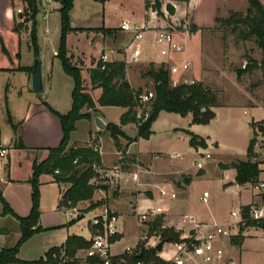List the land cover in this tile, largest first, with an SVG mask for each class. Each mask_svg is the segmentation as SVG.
<instances>
[{
    "label": "rangeland",
    "instance_id": "374dc122",
    "mask_svg": "<svg viewBox=\"0 0 264 264\" xmlns=\"http://www.w3.org/2000/svg\"><path fill=\"white\" fill-rule=\"evenodd\" d=\"M38 1L40 3L42 1L45 4L48 13V19L46 21L42 20L41 16L44 9L41 5H38L40 8L36 14L38 56L42 59L44 75L46 64L51 61L55 62L53 79L58 91L56 92L52 88L51 101H54L59 108L67 109L64 106L66 99L64 94L65 91H68L69 85H73V81L64 72L60 60L56 56L60 38V13L58 11L60 4L57 0ZM147 1L149 2V7L146 9L148 13H145L144 0H105L104 2L74 0L69 12L70 24L74 29L69 31L65 36L67 54L69 56L73 55V62L82 68L84 85L93 97L97 91L87 81L88 67L98 60L99 53L103 49L108 50L111 46L116 43H123V41L127 42L126 46H128L131 34L120 31L119 25L122 21L143 23L144 20H147L151 28L150 30L154 31V29L164 28L173 32L177 39L184 43L183 53L174 54L171 58H161L158 51L159 46L150 41L152 33H146L142 41V56L144 55L147 42V51L151 50V58L155 57L157 60H162L159 62H165L167 68L171 64L180 61L184 54L189 59L190 66L186 71L175 74L170 73L171 85H177L185 81V83H191L190 81L202 82L214 91L219 100L218 102L224 105L215 109L214 117L207 123L192 122L187 115L181 116L177 113H173L175 114L173 115L170 112L160 111L153 122L150 135L148 137H138L133 141L132 150L140 152L142 160L138 161L136 155L132 153L125 155L122 158L125 168L122 165H119L118 168V183L120 171L126 170L131 172L137 170V168H147L148 164L145 161H149L150 172L138 171L140 178L146 177L151 179V181L144 184V187L137 188L139 189L138 191H135V193H141L136 197L138 200L137 210L153 206L156 203L168 204L170 199L161 197L159 195L160 185L155 184L159 178L166 176L163 181L168 184V186H165L168 189H170L171 184L179 190L191 180L186 194L187 206L190 209H202L207 215L211 212H228L235 204L234 199L236 195L234 193L231 195L225 194L222 190V187L227 186L228 183L222 185L223 170L220 167V162L231 163L245 160L249 140L255 137L256 144L254 150L257 153L258 149L262 147L263 161H261V167L264 169V134L261 131L264 130V119L253 120L254 126L251 125L252 117L257 119L263 116H261L260 111L254 110L252 107H247L246 113L243 112L245 106L243 97L248 96V92L252 93L256 91L258 97H264V78L257 71L245 72L241 78H236L235 73L237 70L243 69L247 65V62L250 63V59L255 61L260 60L261 51L254 37L241 40L238 37V29L233 31L230 29L231 27H222L204 30V0H191V5H189V0ZM157 1L161 6L157 11H154L152 8L156 5ZM21 5L23 6L22 3ZM169 7H171L172 11H170ZM245 11L243 9L240 12L245 13ZM193 13L197 22L201 25L194 21ZM30 23L29 21L23 24L27 27L28 33ZM46 26L48 34L44 35L43 31ZM192 26H196V29L192 30ZM101 27L111 29L112 33L109 34L98 30ZM115 36H117V40L114 38ZM204 54L207 55L208 59L204 58ZM35 57L34 55L32 58V64ZM150 62L152 61L143 63L139 59L138 62L133 64L126 63L131 83L136 86V89L141 88L142 92L153 89L152 79L144 75ZM160 63H157V65ZM205 71L207 72L205 73ZM204 74H206V77H204ZM43 92L33 93L41 96ZM69 95L68 110H65L64 113L69 111L72 105L71 94ZM46 104L48 103L46 102ZM11 105L14 109L19 106L17 100L15 101L13 98ZM100 110L101 112L98 115L103 116L106 121L119 124L120 115L123 111L122 107L103 106ZM90 112L92 113L93 111L90 110ZM176 126H183V128L187 129H179L173 132L172 128ZM75 128L77 129H74L72 134V138L74 139L87 137L88 129L94 132L92 119L77 120ZM8 130L10 129L6 130L3 127L2 136L5 140L4 143L8 141ZM188 131L203 138L206 141V147L199 146L198 150L191 149ZM126 132L135 137L137 130L134 127H127ZM97 135L102 145L101 151L105 156V161L107 163L112 162L111 159L115 157V144L111 131L106 129L101 133H97ZM99 141L95 137L91 144L99 149ZM96 142L97 144H94ZM118 142L120 148L128 144V141L122 135H118ZM175 153L178 154L177 157H173ZM206 153L209 154V157L202 159L204 168L202 163V167H198L196 174H176L180 171L196 170L197 167H194L191 162L192 157H196L199 154L205 155ZM114 163V165H117L119 162ZM112 166L106 168H112ZM229 173L228 171L227 175ZM133 176L128 174L123 175L120 191L122 199L116 203L117 210L112 206L119 215L117 226L123 233L121 234L123 235L122 238L117 243V248L134 245L137 235L147 232L149 227V222L141 223L136 219L137 211L136 209L132 210L135 208V203L133 202V206H129V199H135L134 194L130 193L136 189L134 183L136 179ZM160 187H164V185ZM48 188H50L52 194L55 192L54 194L58 197L63 186H60L61 190H59L58 186H40V190L43 189L46 192V204L48 196H51L47 192ZM243 188L245 190L250 189V183H247ZM54 189L56 191L53 192ZM203 191H207L209 194L206 202L200 199ZM118 194L119 192L111 193L108 191L105 198L103 194L95 192L93 201L105 199L108 202L112 196L115 197ZM108 204L110 205L109 202ZM86 206V202L83 203V206H76L75 210L84 212V215L83 218H72V220H74V223L76 222L73 227L76 233L88 237V220L94 210L84 211ZM60 217L66 223L71 220L69 215L63 212L60 213ZM0 225L13 229L14 226H17V223L13 217L7 216L0 220ZM64 231H66L64 227H54L48 229L45 233L36 235L34 237L36 239L26 240L27 242L25 241L26 243L22 244L24 249L22 255L35 257L41 254L43 247L49 244H59L63 239ZM238 232L239 229H235L234 233L237 234ZM225 243L228 242L226 241ZM161 255L166 258L170 257L171 253L165 251Z\"/></svg>",
    "mask_w": 264,
    "mask_h": 264
},
{
    "label": "trees",
    "instance_id": "16d2710c",
    "mask_svg": "<svg viewBox=\"0 0 264 264\" xmlns=\"http://www.w3.org/2000/svg\"><path fill=\"white\" fill-rule=\"evenodd\" d=\"M25 9L23 21H19L16 28L24 26V23H30L29 40L30 46L38 56L37 35H36V14L39 11L38 0H20ZM60 4L58 9L60 13V38L56 56L59 58L64 72L71 77L73 88L71 92L72 105L66 113H59L43 102L47 108L58 116L62 127V138L55 147L48 148V155L41 161H34L32 164V173L29 178L31 185L32 206L26 216L17 215L5 201L0 190V202L2 210L0 215H11L19 222L20 237L10 248L0 250V264H77L76 253L80 249L87 248L89 241L81 235H68L60 246L50 247L43 256L33 260H23L17 257L20 246L33 234L42 230L39 225V201H40V176L48 174L52 176L54 182L58 184H67L59 200V207L65 209L82 206L86 202L84 211H89L95 207L107 203V200L101 199L93 201V195L98 188L107 190L112 176L110 168L103 166L99 149L90 145H69L71 132L75 129V123L79 119H90L91 112L98 106H119L126 110L120 115L119 124L108 123L107 129L111 131V136L117 148H120L118 135H122L128 143L135 141L138 137H148L151 133V125L155 121L160 111L177 113L181 116L191 115V121L196 123H207L215 115L212 110L217 105V97L214 91L205 86L202 82L185 83L180 82L177 85H171L170 72L164 63L156 66L150 62L144 75L150 77L153 81L154 95L148 101L140 103L138 96L142 89H134L126 78V63L123 60H111L102 62L97 60L92 67L88 69L89 82L92 88H99L100 93L96 99H93L84 85V76L82 68L73 62V55L69 56L65 46V36L74 28L70 24L69 12L74 0H57ZM104 2L105 0H95ZM248 7L245 13L240 11H229L227 17L218 16L215 19L213 29L222 27H231L236 31L238 37L242 40L254 37L258 46L261 47L264 54V7L258 0H246ZM157 1L153 10L160 8ZM149 7V2L145 0V9ZM172 11L171 7H169ZM29 11V12H27ZM18 15V14H17ZM22 15L19 14L18 18ZM240 27V28H238ZM196 26H192L195 30ZM105 33H112L111 29L98 28ZM243 69L236 71L237 77L248 69L258 65L264 78V55L258 64V61L251 60ZM32 69V68H31ZM29 69V71L31 70ZM6 106V105H5ZM83 108L87 111L82 112ZM204 108V111H202ZM6 118L12 130L15 132L18 124L12 120L10 112L6 106ZM128 123L136 125L137 133L135 137L127 136L121 126ZM253 125V122L251 124ZM263 129V128H262ZM264 134V130H261ZM189 144L192 147H206V141L200 136L189 132ZM97 144V143H94ZM256 138L249 140L245 160H238L228 164H221V168H233L236 171L234 182L238 185L253 183L256 181L262 171L261 161L255 152ZM5 148V147H4ZM123 153V152H122ZM122 160V158L120 159ZM243 214L247 216L246 206L242 207ZM74 223L70 220L69 224ZM164 215H158L149 222L148 232L159 231L162 238L167 241L177 240L179 234L175 232L172 226H164ZM264 227L263 223H256L247 220L239 226V232L231 236L232 244H239L242 239L241 232L246 226ZM119 239V238H118ZM140 247V246H139ZM155 261L163 263L164 261L157 256L155 249L145 250L137 248L132 254L124 256L121 264H136L137 261Z\"/></svg>",
    "mask_w": 264,
    "mask_h": 264
},
{
    "label": "crops",
    "instance_id": "0c3cea01",
    "mask_svg": "<svg viewBox=\"0 0 264 264\" xmlns=\"http://www.w3.org/2000/svg\"><path fill=\"white\" fill-rule=\"evenodd\" d=\"M258 1L264 7V0H258ZM191 2L192 1L189 0V5H191L190 4ZM21 3L22 2L20 0H0V147L6 148L5 155L0 156V190L2 191V195L5 201L8 203L9 207L17 215L26 216L30 212L32 206L31 185L28 181L32 173V164L34 161L43 160L48 155L47 149L50 147L57 146L62 138V127L58 116L52 113L47 108V106L44 105L42 102L46 101L49 104V106L52 107L54 110H56L59 113H64L65 110H68V106H69L68 98L70 100L69 94H71L72 92L73 85H69L68 91H65L64 94V97L66 98L64 106L67 109L59 108L54 103V101H51L52 88L55 89L56 92L58 91L57 85H55L53 79L54 76L53 68L55 66V62L51 61L50 63L48 62L46 64L45 75H44L42 59L39 57L41 62V69H42L44 92L41 96H39L38 94L33 93V91L31 90L30 84H31V76H32V69H31L32 58L34 57L35 54L29 43L30 40H29V33L27 31V27L22 26L18 29L16 28V25L19 22L18 15L16 13V8L19 7ZM144 4H145V0H144ZM39 5H41L42 8L44 9V11L42 12L41 19L46 21L48 19V13H47V9L45 8V4L42 1L41 3L39 1ZM247 7H248V3L246 0H204V30H211L215 26L216 17L218 16L227 17L229 11L231 10L241 11L243 9L246 10ZM45 13L47 14L46 18L43 17ZM145 13H148L146 12V9H145ZM193 19L195 22H197L194 13H193ZM119 29H120V25H119ZM43 34L44 35L48 34L47 26L45 27ZM114 38L117 40V36H115ZM126 45L127 42L125 41H123V43H116L115 45L111 46L108 50L103 49L99 53V56L100 54L105 53L107 54V58L109 61L125 60V57L128 54L126 51V47H127ZM147 46H148V42L144 49V55L142 56L143 54L142 52L139 59H141L143 63H145L146 61H152L155 63L156 66H158L157 63H160L159 61L162 60L159 59L157 60L155 59L154 56H153L154 58H151L150 56L151 50L147 51L148 50ZM259 49L261 51V59H262L264 54L260 46ZM146 51L147 53H145ZM177 58L179 59V57ZM182 58H186L184 54ZM204 58L208 59L206 54H204ZM261 59L258 60V64L261 61ZM128 64H133V63H128ZM92 66L93 65H90L88 68ZM29 69L31 70L29 71ZM250 71H257L259 74H262V71L258 65L252 67L251 69H248L246 72H250ZM206 72L207 71H205V73ZM244 73H242L240 77H237L236 75V78H241ZM86 77H87V81H89L88 73ZM204 77H206V74H204ZM126 78L129 81L130 85L133 88H135L136 86H134L130 81V74L128 72V67H126ZM95 90L97 92L93 96V99L96 101L100 93V89L96 88ZM61 91L63 92V90ZM12 98L15 101L17 100L19 104V106L16 109L12 108L11 105ZM243 98H244L243 100L245 101L244 102L245 106L243 109L244 113H246L247 107H252L254 110L256 109L260 111V114H262L261 116H263L257 119L252 117L251 121L253 122V120L255 121L259 119H264V97L262 96L258 97L255 91L252 93L248 92V96H245ZM218 101L219 100L217 98V105L212 108L214 113H215V109H217L219 106L224 105L219 103ZM5 105L7 106L8 111L10 112L13 122L15 124H18L15 132L12 130L10 124L7 122ZM101 107L103 106H98L97 109L93 112L100 113ZM122 109L123 111L121 112V114L126 110L123 107ZM85 111H87V108L82 109V112ZM93 112L91 113L90 119H92L93 121L94 132L88 129L87 137L84 136L81 139H74L72 138L73 137L72 134L74 131H72L70 135L69 145H74V144L82 145V146L90 145L95 137H97L99 141V136L97 135V133H101L102 131L101 132L96 131ZM101 117L106 123H110L106 121L103 116ZM187 117H189L191 121V115L188 114ZM3 127H5L6 130L10 129L8 130L9 131L8 141L6 143H4L5 140L2 136ZM127 127H134L136 129V125L134 123H128L126 125L121 126V129L125 134H127V136L134 137L126 132ZM76 129L77 128H75V130ZM179 129H187V128L185 127L183 128V126H176L172 128V131L175 132ZM99 143H100L99 152L101 155V161L103 166L105 167H109L112 165L114 166L115 164L114 162H119L117 166L122 165L123 168H125L124 160H120V159L130 153L135 154L138 161L142 160L141 153L132 150L133 142H131L125 144L123 148H117L116 146H114L115 157L111 159L112 162L107 163L105 161V156L101 151L102 148L101 142L99 141ZM198 148L199 147L191 146V149L193 150L194 149L198 150ZM261 149L262 147L258 149L257 154L259 160L263 161V151H261ZM177 156H178L177 153L173 154V157H177ZM194 158L195 157H192L191 159L192 163ZM145 162L148 164L147 168H137V170H133L131 172L126 170L122 172L120 171L119 194L115 197L112 196L111 199L108 201L110 205L113 206L116 210H117L116 203L122 199L120 195V191H121V182L123 181L122 179L124 174L132 175V176L134 175L133 177L136 179L135 180L133 178L135 180L134 183L136 189L130 192L134 194L135 199L134 200L129 199V206H133V202H134L135 208H133L132 210L134 211L138 207V200L136 199V197L141 193H135V191L136 190L138 191L139 189L137 188L142 186L144 187V184H147L149 181H151V179H148L146 177L142 179L138 175V171L141 170L144 171L145 173L150 172L151 170L150 163L149 161H145ZM228 163L220 162V165L228 164ZM193 166L197 167L194 164ZM203 168H204V163H203ZM221 169L223 170L222 173L223 176L221 178L222 185L228 183L227 186L222 187L223 188L222 190L225 192V194L231 195L232 193H234L236 195V198L234 199L235 204L232 206V208L229 209L228 212L218 211L216 213L211 212L209 215H207L206 213H204V210L202 209L200 210L190 209L187 206L188 201L186 198L187 197L186 194L191 180L188 181V183L179 190H177L174 186L170 184L169 188L173 189L176 192V198L170 199L168 201L169 205L164 203H156V204H162L166 208V212L164 213V225L174 226L176 224H181L182 221L181 217L184 214H192L199 221H209L214 219L219 222H226L230 219V212L233 209L246 205L251 199V190L250 189L245 190V188H243L247 183L243 185H238L234 182V178L236 174L235 169L233 168H221ZM228 171L230 172L229 175H227ZM263 171L260 177L263 176ZM197 172H198V167L196 170L192 169L191 171H187V170L180 171L176 174H181V173L196 174ZM135 175L137 178L135 177ZM165 177L159 178L155 184H159L160 186L161 185L168 186V184L164 183L163 181ZM40 186L42 187L58 186L59 190H61L60 186H63V188L59 192L58 197H56V195L54 194L55 193L54 191H56L55 189L53 190L54 193L52 194L50 188H48L49 190L47 192L51 196H48L47 204L45 202L46 192H44L45 190L43 189L40 190L39 225L41 226L42 230L33 234L30 238L27 239V241L31 239H36L34 238L36 237V235L45 233L50 228L64 227L66 231L63 232V239L59 244H55V245L49 244L43 247L41 254L36 255L35 257L22 255L24 250L23 245L27 242L26 241L20 247L17 253V257L23 260L38 259L39 257L43 256L44 253L50 247L60 246L65 241L68 235L71 234L79 235L73 229L74 224L76 222L69 224V221L66 223V221L64 222L62 217H60V213L62 212L67 214L66 209L64 207H59L58 204L62 193L68 187V185L62 183L58 184L53 181L51 175L43 174L40 176ZM145 208L139 210L136 209V211H143ZM1 210H2V204L0 202V212ZM7 216H11V215L9 214L0 215V220L6 218ZM14 219L16 220L17 226H14L13 229L0 225V250L2 248L12 247L20 237L19 222L16 218ZM241 235H242V239L239 244H232L230 241H228V243H225V250L227 256L236 259L237 264H264V229L261 228L260 226H253V225L246 226L242 230ZM122 236L123 235H121L119 239H117L112 246L114 253H120L124 248L123 246L117 248V243L122 238ZM83 237L87 238L85 236Z\"/></svg>",
    "mask_w": 264,
    "mask_h": 264
},
{
    "label": "built area",
    "instance_id": "2783aa9c",
    "mask_svg": "<svg viewBox=\"0 0 264 264\" xmlns=\"http://www.w3.org/2000/svg\"><path fill=\"white\" fill-rule=\"evenodd\" d=\"M29 12V11H27ZM16 13L22 16L19 21H23L25 17V9L21 5L16 8ZM44 18L47 17L45 13ZM148 21L143 23L123 21L120 24V30L131 34L128 46L126 47L127 56L125 63H136L143 52L142 41L146 33H152V42L159 46V56L161 58H171L172 55L184 52V43L177 39L175 34L168 29L158 28L150 30ZM153 31V32H151ZM99 60L102 62L109 61L107 54H100ZM165 64V62H163ZM166 66V65H165ZM190 66L187 58H182L177 63H173L168 67L172 74L186 71ZM186 82V81H185ZM192 83V81H190ZM154 92L152 90L144 91L138 96L140 103H144L152 98ZM6 148L0 147V156L5 155ZM209 154H199L193 160V164L202 167V159L208 158ZM119 166L114 165L110 168L112 179L110 180L107 190L98 188L95 192L103 194L119 192L118 170ZM251 199L243 206L247 208V216L243 214L242 207L233 209L230 212V219L226 222L217 220L199 221L192 214H184L181 217V224L172 226L175 232L179 234L177 240H171L162 244L161 250L155 249L156 244L163 239L159 231H148L138 235L134 245H126L120 253H114L112 246L121 236L122 232L117 226L119 215L115 209L107 203L102 206L93 208V213L89 218V246L80 249L75 258L77 264H121L123 257L132 254L137 248L149 250L155 249L157 256L164 262L139 260L136 264H237L236 259L227 256L225 250V242L230 241L231 236L236 235L235 229L247 220L256 223L264 222V171L263 176L259 177L253 183H250ZM159 195L168 199L176 198V192L165 186L159 187ZM209 196L204 191L201 200L206 202ZM166 208L162 204L146 207L143 211H137L136 219L141 222H151L158 215L164 214ZM66 213L72 218H83L84 212H79L74 208L66 209ZM165 225L163 224V227ZM256 226V225H254ZM264 229V227H261ZM169 244V246H167ZM140 246V247H139ZM165 251L170 252V257H162ZM53 264V263H47Z\"/></svg>",
    "mask_w": 264,
    "mask_h": 264
},
{
    "label": "water",
    "instance_id": "95a60500",
    "mask_svg": "<svg viewBox=\"0 0 264 264\" xmlns=\"http://www.w3.org/2000/svg\"><path fill=\"white\" fill-rule=\"evenodd\" d=\"M30 88L33 92L43 91V78H42V69L39 56H36L32 64V76ZM204 111V108H202ZM94 124L97 132H101L107 129L108 123H106L103 118L98 115L97 112H94ZM166 242V239H161L155 246V249L159 252L162 248V244Z\"/></svg>",
    "mask_w": 264,
    "mask_h": 264
}]
</instances>
